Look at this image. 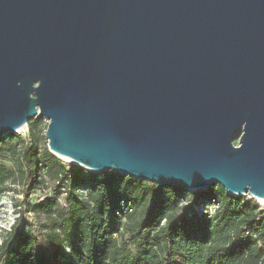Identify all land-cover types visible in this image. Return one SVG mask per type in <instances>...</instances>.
Masks as SVG:
<instances>
[{"label": "water", "instance_id": "1", "mask_svg": "<svg viewBox=\"0 0 264 264\" xmlns=\"http://www.w3.org/2000/svg\"><path fill=\"white\" fill-rule=\"evenodd\" d=\"M33 117L89 171L264 201V0H0V136Z\"/></svg>", "mask_w": 264, "mask_h": 264}, {"label": "trees", "instance_id": "2", "mask_svg": "<svg viewBox=\"0 0 264 264\" xmlns=\"http://www.w3.org/2000/svg\"><path fill=\"white\" fill-rule=\"evenodd\" d=\"M42 122L0 136V158L12 162H0V195L10 183L33 197L50 183L61 192L29 196L26 211L43 231L22 216L2 237L0 264H264V211L254 198L67 164L48 150Z\"/></svg>", "mask_w": 264, "mask_h": 264}, {"label": "rangeland", "instance_id": "3", "mask_svg": "<svg viewBox=\"0 0 264 264\" xmlns=\"http://www.w3.org/2000/svg\"><path fill=\"white\" fill-rule=\"evenodd\" d=\"M43 119V118H42ZM44 124L41 125L42 128L48 124L45 119H43ZM27 127L24 129L19 130L16 132V134H20L21 136H24L27 134ZM237 137L234 139V143L237 144ZM46 141V139H45ZM47 143V141H46ZM63 162L76 166L73 163H71L66 158H63L59 155H57ZM0 162H4L7 165H11L12 162L10 158L7 155H3V157L0 158ZM69 167V166H68ZM10 186V190L2 193L0 195V224L4 225V227H8L11 224V228L13 225L16 224V222L23 216L24 219L28 221L27 224H29V228L31 227V230H34L36 235H39L42 233V228L40 224V220L37 216L33 215L31 212L26 211L28 208V201L30 200L29 196H31V200H41L45 197H48L54 193L61 192L59 188H55L57 186L56 183H50L49 188L46 190H40L37 192L35 197H33L31 194H27V191H25L21 185L17 184H8ZM4 194V195H3ZM29 199V200H28ZM28 200V201H27ZM202 210L204 208H201ZM10 228V230H11ZM9 230V231H10ZM2 242V236L0 231V243Z\"/></svg>", "mask_w": 264, "mask_h": 264}, {"label": "built area", "instance_id": "4", "mask_svg": "<svg viewBox=\"0 0 264 264\" xmlns=\"http://www.w3.org/2000/svg\"><path fill=\"white\" fill-rule=\"evenodd\" d=\"M6 191H8V190H6ZM6 191H4V192H6ZM5 194V193H4ZM3 194V195H4ZM247 198H254L255 199V201H256V203H257V205H258V208H260V210H263L264 211V201L263 200H261V199H259V198H257V197H254L253 195H251V194H247V195H245ZM262 201V202H261ZM195 209L196 210H198V211H200L198 208H196L195 207ZM11 226V224L8 226V227H4V225H1L0 224V231H1V236L3 237V235L5 234V232H9V230H10V227ZM1 244V243H0Z\"/></svg>", "mask_w": 264, "mask_h": 264}, {"label": "bare ground", "instance_id": "5", "mask_svg": "<svg viewBox=\"0 0 264 264\" xmlns=\"http://www.w3.org/2000/svg\"><path fill=\"white\" fill-rule=\"evenodd\" d=\"M262 202V201H261Z\"/></svg>", "mask_w": 264, "mask_h": 264}]
</instances>
